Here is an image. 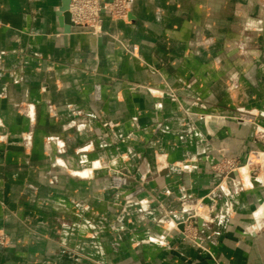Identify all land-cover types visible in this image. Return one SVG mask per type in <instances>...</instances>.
Listing matches in <instances>:
<instances>
[{
    "label": "crops",
    "instance_id": "crops-1",
    "mask_svg": "<svg viewBox=\"0 0 264 264\" xmlns=\"http://www.w3.org/2000/svg\"><path fill=\"white\" fill-rule=\"evenodd\" d=\"M61 6L0 0V264H264V174L212 170L263 148L231 117L264 128V0H132L96 35Z\"/></svg>",
    "mask_w": 264,
    "mask_h": 264
},
{
    "label": "built area",
    "instance_id": "built-area-1",
    "mask_svg": "<svg viewBox=\"0 0 264 264\" xmlns=\"http://www.w3.org/2000/svg\"><path fill=\"white\" fill-rule=\"evenodd\" d=\"M132 0H70L68 6L69 20L73 26L82 27L91 34H98L102 31V13L109 14L113 18L125 20L128 16ZM32 116V114H30ZM234 120L248 123L254 126V137L262 145V150H254L247 154L243 162L239 158L222 157L214 165L212 170L216 172L222 180L231 174H236L247 186H251L252 180L259 182L264 174V128L257 123L258 113L254 110L239 108L231 117ZM111 130L115 125H105ZM190 213L187 219L176 225H183L181 234L184 240L200 245L198 228L195 220L200 218L203 224L211 221L210 212L205 208L203 201H199L195 206L187 209ZM262 215V210L255 214L256 220ZM7 244V237L0 233V247Z\"/></svg>",
    "mask_w": 264,
    "mask_h": 264
},
{
    "label": "water",
    "instance_id": "water-1",
    "mask_svg": "<svg viewBox=\"0 0 264 264\" xmlns=\"http://www.w3.org/2000/svg\"><path fill=\"white\" fill-rule=\"evenodd\" d=\"M69 2H70V0H62V6H61V9H60L61 12H65V11L68 10ZM232 175H234V174H231L230 176H232ZM251 182L253 183L254 186H258L259 185L258 182L255 181V180H252ZM195 226L199 229V231L202 234H204L206 232V231H204L205 227H204L203 222H202V220L200 218H197L195 220ZM179 229L182 230L183 229V225H180Z\"/></svg>",
    "mask_w": 264,
    "mask_h": 264
}]
</instances>
